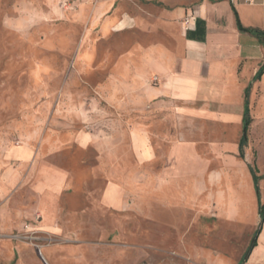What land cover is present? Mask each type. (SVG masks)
Segmentation results:
<instances>
[{
    "label": "rangeland",
    "instance_id": "obj_1",
    "mask_svg": "<svg viewBox=\"0 0 264 264\" xmlns=\"http://www.w3.org/2000/svg\"><path fill=\"white\" fill-rule=\"evenodd\" d=\"M202 1L0 0V264L242 262L259 224L264 172V94L254 80L224 104L245 112L247 101L258 119L242 151L230 145L203 175L139 174L162 161L137 159L127 69L136 68L140 46L170 40L154 29L165 25L164 9ZM233 6L244 25L251 7ZM124 18L134 23L120 31ZM235 53L223 67L231 73L237 63L249 79L251 62ZM204 138L189 139L207 160Z\"/></svg>",
    "mask_w": 264,
    "mask_h": 264
},
{
    "label": "crops",
    "instance_id": "obj_2",
    "mask_svg": "<svg viewBox=\"0 0 264 264\" xmlns=\"http://www.w3.org/2000/svg\"><path fill=\"white\" fill-rule=\"evenodd\" d=\"M233 1L203 0L192 7L164 9L161 21L165 25L154 29L170 40L166 44L140 46L136 68L129 66L127 69L134 72L128 88L130 95L137 97V123L133 129L136 132L137 159L162 161L159 171L145 172L142 165L139 166L142 171L139 174L165 179L203 175L211 171L209 161L218 163L230 155V145L237 147L240 144L244 109L238 106L232 110L224 104L226 98L237 95L238 91L242 96L247 85L254 80L264 64V46L256 35L239 28L237 18L234 21ZM244 2L251 10L242 16L244 25L238 18L242 28L264 31V0ZM225 15H228L229 22ZM186 18L190 22L188 27L184 25ZM133 23L130 18L122 19L120 31ZM175 29L179 30L181 41L177 42L176 37L171 36ZM180 46L184 48L183 55L175 52ZM232 50L237 51L234 58L239 63L243 62L242 65L251 62L249 79L242 77L237 63H233L231 73L223 67L224 57H229ZM254 83L252 88L258 87L264 94V75ZM120 90L123 95L124 88ZM215 92L221 101L211 100ZM201 97L207 98L206 101L201 103ZM250 116L248 133L251 138L257 134L258 119L251 113ZM157 124L168 126L160 132ZM192 130L195 133H190ZM198 136H206V151L210 159H202L196 151L195 141L189 139ZM66 177V173H60V182L65 183ZM260 186L264 202V172L260 173ZM260 222L259 219L258 227L251 230L253 234ZM244 264H264V223Z\"/></svg>",
    "mask_w": 264,
    "mask_h": 264
},
{
    "label": "trees",
    "instance_id": "obj_3",
    "mask_svg": "<svg viewBox=\"0 0 264 264\" xmlns=\"http://www.w3.org/2000/svg\"><path fill=\"white\" fill-rule=\"evenodd\" d=\"M233 11H234V14L236 15L237 22H238V26H239V20H238L237 13L234 10V8H233ZM241 30L242 31H247V32H250V33L256 35L264 43V32L263 31L258 30V29H244V28H242ZM263 75H264V64L262 65V67L257 72V74H256V76L254 78V82L259 81L262 78ZM244 117H245V121H244V127H243V138L241 139V142H240V149H241V151L243 150V146L245 145V143L247 141V134H248V131H249V126L251 124V116H250V113H249V105H248V102L247 101H246V106H245V115H244ZM253 173H256V169L253 170ZM257 179H259V178H256V180ZM258 197H259V200H260V202H259L260 203L259 214H260V221L261 222H260L259 228H258L257 232L255 233V236L254 237L258 236V234L260 233V230L262 228V225L264 223V202H262V198H261V195L260 194H258ZM254 246H255V244L252 246V248ZM245 256H244L241 264H244L245 263L244 262Z\"/></svg>",
    "mask_w": 264,
    "mask_h": 264
},
{
    "label": "water",
    "instance_id": "obj_4",
    "mask_svg": "<svg viewBox=\"0 0 264 264\" xmlns=\"http://www.w3.org/2000/svg\"><path fill=\"white\" fill-rule=\"evenodd\" d=\"M239 28L242 29V26H241L240 22H239ZM256 239H257V236L254 237V240L252 241V244H251V246H250V249H249V250L247 251V253H246V256H245L244 262H246L248 256L250 255V252H251L252 246L255 244Z\"/></svg>",
    "mask_w": 264,
    "mask_h": 264
},
{
    "label": "built area",
    "instance_id": "obj_5",
    "mask_svg": "<svg viewBox=\"0 0 264 264\" xmlns=\"http://www.w3.org/2000/svg\"><path fill=\"white\" fill-rule=\"evenodd\" d=\"M248 3H252V0H246ZM189 19L188 18H186V20L184 21V25L186 26V27H188L189 26Z\"/></svg>",
    "mask_w": 264,
    "mask_h": 264
}]
</instances>
